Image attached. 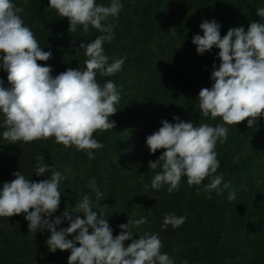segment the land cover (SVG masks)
<instances>
[{"label": "trees", "instance_id": "trees-1", "mask_svg": "<svg viewBox=\"0 0 264 264\" xmlns=\"http://www.w3.org/2000/svg\"><path fill=\"white\" fill-rule=\"evenodd\" d=\"M110 0H96L108 5ZM119 15L111 17L114 38L105 41L103 48L109 63L124 59L121 70L113 75L97 73L100 85L106 81L125 79L123 72L131 73L133 80L113 81L120 93L118 109L111 117L114 128L93 133L102 144L94 149L90 159L84 150L75 146L65 147L54 137L34 139L31 142L9 143L0 136V187L15 179L20 171L27 178L39 181L50 178L59 171L63 175L60 204L55 215L71 212L76 200L88 193L92 208L98 216L102 212L119 234V225L128 219L147 218L146 223L131 225L133 239L147 234H158L162 242L160 251L168 253L174 264H264V117L258 118L254 131L245 118L228 128L227 139L217 142L215 151L219 167L213 175H222V183L229 188L217 194L206 190L211 182L205 177L200 185H189L182 176L178 190L169 193L168 185L160 189L150 187L153 176L162 169L148 167L149 160L157 159L165 150L151 153L146 137L137 136L146 126V136L161 127V120L173 121L178 115L194 125L223 124L221 117L200 116L198 94L204 87H211L213 64L219 66L215 46L198 54L192 37L203 30V20L215 18L221 23V36L229 28L251 22L264 23L257 8L264 7V0H121ZM21 8L24 24L33 31L45 51H51L47 60L53 62L57 75L68 68H84L88 58L80 43L90 42L101 35L94 27L88 32L78 25L75 33L69 31L68 17H60L57 10L48 7V0H13ZM152 40L154 42L149 43ZM47 61L37 60L40 65ZM136 71V72H135ZM4 86H9L7 72L0 70ZM197 107V108H196ZM5 116L0 113V133L6 130ZM138 132V133H137ZM51 167L44 176H37L35 165ZM95 180L103 192L99 202L88 187ZM199 189V191H197ZM236 198L229 200V192ZM31 210V209H30ZM184 216L179 227L170 224L164 228V214ZM83 218V213H78ZM25 214L0 217V264H68L70 250L49 251L46 244L50 231L30 233ZM54 218V217H53ZM67 219L59 227H68ZM93 229L89 228L91 233ZM76 233L69 234L73 238ZM131 243V239L128 240ZM127 241L125 246H127ZM79 246V242H77Z\"/></svg>", "mask_w": 264, "mask_h": 264}, {"label": "clouds", "instance_id": "clouds-1", "mask_svg": "<svg viewBox=\"0 0 264 264\" xmlns=\"http://www.w3.org/2000/svg\"><path fill=\"white\" fill-rule=\"evenodd\" d=\"M48 7L57 10L60 17L69 18L70 32L75 33L77 26L82 25L84 32L91 26L102 34L90 42H81L76 49H84L88 57L84 68H68L53 76L51 65L37 63L47 61L52 53L42 49L33 31L24 24L19 15L22 9L15 7L13 0H0V70L7 72L9 82L5 87L0 77V113L5 116L6 126L0 136L9 143L54 137L56 143L65 147L86 151L91 159L93 150L102 147L93 133L114 128L111 117L118 110L117 86L111 80L100 85L96 76L113 75L124 63L123 58L109 63L103 48L105 41L114 38V25L109 20L119 15L122 3L48 0ZM257 14L264 18V7L257 8ZM199 27L203 35L197 33L192 37L197 53L203 54L215 46L219 49L216 56L220 63L217 67L214 62L209 77L212 85L200 90L196 108L200 116L212 119L219 116L224 123L194 125L193 121L174 115L175 122L162 119V126L146 136L151 153L165 149L157 159L148 161L149 168L162 169L153 176L150 187L160 189L168 185L169 193L179 189L182 176L187 177L190 186L200 185L205 177H210L211 182L205 188L215 189L217 194L229 188L227 182L220 187L222 175H213L219 167L215 146L228 136L225 125H237L249 118L247 125L255 131L258 118L264 117V23L251 22L247 30L243 26L232 27L223 36L222 25L215 18L203 20ZM41 160L42 157H37L34 171L37 176H44L51 167L40 163ZM13 175L15 179L0 187V217L23 212L30 233L50 231L46 240L50 252L70 250L68 264H174L168 253L160 251L162 242L158 234L132 238L130 226L146 223V217L128 219L119 225L121 231L114 236L108 219L93 210L88 193L76 200L71 212L66 209L62 215H55L61 199L59 184L64 178L61 172L54 171L50 178L39 181L27 179L21 170ZM88 187L99 202L104 194L94 179ZM235 198V192L230 191L228 199ZM78 213H83V218L75 215ZM64 219L69 226L58 228ZM185 219L165 213L161 226L179 227ZM89 228L93 229L91 233ZM77 230L78 234L69 239V234ZM130 239L131 243L125 246Z\"/></svg>", "mask_w": 264, "mask_h": 264}, {"label": "rangeland", "instance_id": "rangeland-1", "mask_svg": "<svg viewBox=\"0 0 264 264\" xmlns=\"http://www.w3.org/2000/svg\"><path fill=\"white\" fill-rule=\"evenodd\" d=\"M152 42H154V41H152V40H150L149 41V43H152ZM46 65H51L52 66V71L54 72V65H53V62H51V61H47L46 62ZM131 73H133V71H130ZM136 72V71H135ZM131 73H128V72H123V75L126 77L125 79H122V78H120V79H117V78H115V77H113V81H116V82H118L119 80L120 81H122V80H124V82H127L128 80H133V79H135V78H133L132 77V75H134V74H136V73H134V74H131ZM51 74L53 75V73L51 72ZM54 76V75H53ZM147 126V125H146ZM146 126H142V129L141 130H139L140 131V133H138L137 134V136L138 137H140L141 139H142V137L144 136V137H146V130H147V127ZM144 137H143V139H144ZM126 242V241H125ZM127 243L128 244H130V241H128L127 240Z\"/></svg>", "mask_w": 264, "mask_h": 264}]
</instances>
